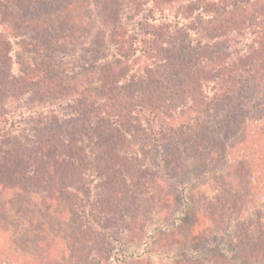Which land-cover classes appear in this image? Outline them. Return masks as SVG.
Returning a JSON list of instances; mask_svg holds the SVG:
<instances>
[{
    "label": "rangeland",
    "instance_id": "obj_1",
    "mask_svg": "<svg viewBox=\"0 0 264 264\" xmlns=\"http://www.w3.org/2000/svg\"><path fill=\"white\" fill-rule=\"evenodd\" d=\"M127 1L191 14L204 38L158 22L168 62L137 74ZM1 2L0 114L14 113L19 133L0 141V264H264V231L217 234L253 187L264 201V162L201 178L224 168L228 133L245 140L236 151L247 145L264 161V111L233 110L264 95L263 0L241 8L221 0ZM257 54L261 78L249 76L251 84L227 83L225 92L201 84L218 83L225 70L255 71ZM203 120L201 153L151 146L150 124ZM138 171L156 178L137 188ZM94 174L97 185L70 192Z\"/></svg>",
    "mask_w": 264,
    "mask_h": 264
},
{
    "label": "trees",
    "instance_id": "obj_2",
    "mask_svg": "<svg viewBox=\"0 0 264 264\" xmlns=\"http://www.w3.org/2000/svg\"><path fill=\"white\" fill-rule=\"evenodd\" d=\"M1 1L2 0H0L1 3L0 6L3 7L2 6L3 3ZM258 1L261 0H221L222 3L227 4L229 6H234L235 8H241ZM127 2L129 3L128 4L129 6L125 10L126 15H124L123 20L126 25H131L133 27L135 33L131 44L133 46L134 44L137 45L136 48H134L133 52L130 53L128 57V61L130 60V62L138 66V68L135 70L137 74L138 73L143 74L142 76H144L145 74L148 75L150 74V72L155 71L154 69L160 68L161 66L160 64L168 62V59H165L162 56H164L163 53L165 52V48H168L170 43L167 41H162V39L160 38L161 27H155L158 22L164 21L170 23V25H173L176 28H188L190 31L195 32L197 36H200V40H203L204 38L201 33V29L197 24L198 22L195 21L196 19H194L191 14L189 15L186 14L187 17H181L179 13H177L176 15L173 14L167 15L163 10L161 11L159 9V11H156L155 9H149L148 6H146L144 9L141 6L137 7V9L136 8L134 9V7L130 5L131 3L129 1ZM158 6H161V4L157 5V7ZM262 21L264 23V19H262ZM255 26H261V25H255ZM204 40L209 41L208 39H204ZM206 44L212 45L211 41H209L205 44H202V46L205 47ZM258 46L259 49L263 48L264 42L262 41L259 42ZM125 57L126 56H124V58ZM258 57H259L258 54L255 55L253 61H251L255 71L245 69L241 73V71L229 72L224 69L225 71H223V73H220L221 79L218 83L214 84L216 79H212L209 81L203 79L204 81H201V84L206 85L207 87L212 85V89H216L219 92H225L227 88V83H229L228 86H231L232 90L237 89L238 86H243L245 83L251 84L252 78L251 80L250 78L248 79L249 76L251 75L254 76V81L256 79L261 78L259 77L260 73H258V69L259 67L262 66V59H258ZM192 71L193 68L190 70V72ZM199 74L200 76H198L197 81L202 77L204 78V76L206 77L205 69H203L202 72ZM241 104L242 105L239 108L233 110L240 113L249 112L250 114L256 115L257 111H264V95L252 99L250 101H244ZM142 109L143 108H141V110ZM225 112H228V109H225L223 111V113ZM13 115L15 114L11 113V111L9 113L0 114V141L5 138L13 137L17 135V133H19V129H18L19 125H17L18 122H16L15 119L12 117ZM150 117L151 116L149 115V117L146 119L147 123L152 122L149 119ZM262 120L263 119L261 115L258 117H248L243 132H246V129L249 126H254L255 125L254 122H259ZM203 122L204 120L201 122H194V123L191 122L180 125L178 128H173L165 125L159 126L154 122L153 125L151 124L149 125L150 135L153 139V145L151 146H153L155 150L160 152L161 148L164 149L167 145H172V146L179 145L178 149H181L183 154H188V153L199 154L201 153V146H200L201 139H203L205 132L207 131L205 124L204 125L202 124ZM235 133H228L231 136L229 138L227 135L224 134V132L220 133V139L228 138L227 140L221 142L223 143L224 146L223 148L226 151L224 154L226 156L227 163L225 164V166H223L224 168L218 167L217 165V168H215L213 171H209V170L204 171L203 174L201 175L202 179H205L206 177L212 175L214 177H217L218 174L220 175L227 174L225 177H228L230 174H234L238 176L241 175L243 169L248 168L250 165L253 164H256L257 166L262 165L264 161L263 160L261 161L259 158L261 152L257 151L256 153H252V150L247 145L243 146L240 151H236L237 150L236 148H238L240 145L245 144V140L240 139L241 135ZM235 136H237V139ZM232 137L235 138L231 139ZM171 142H173V144H170ZM148 146L151 147L150 144ZM255 146L256 145H254L253 148ZM262 146L264 150V143ZM150 152L151 151H148V153ZM70 164L72 167L76 166L75 163L74 164L70 163ZM153 173L155 172L146 171L141 173L138 171L135 176L136 177L135 180H133V186L135 184L137 188H140L142 180L144 178H146V180L148 178L149 179L156 178L154 177L155 175H152ZM198 179L199 178H197V180ZM97 184H98V179L95 174L92 175L90 179H86V177L84 176L83 179L75 185V187H71L70 192L82 195L84 192L89 190L91 186ZM253 188L249 194L250 196L248 203L245 204L243 209L239 211L235 210L236 213L232 212L233 211L232 210L229 213L230 219H225L226 221L223 224H221L222 228L221 229L218 228L219 230L217 234L219 235L222 234L224 236L225 233L229 231L247 229L253 235L257 236L258 233L264 231V215L261 214L263 213L262 211H264L263 206H261L264 205V201L261 204L258 203L259 201L257 200L258 198L257 194L259 192L254 191ZM254 192L257 194H254ZM246 211L248 212L247 214ZM218 226H220V224Z\"/></svg>",
    "mask_w": 264,
    "mask_h": 264
}]
</instances>
